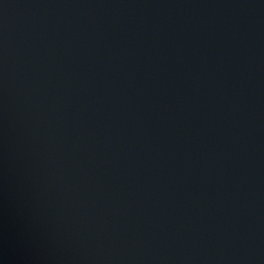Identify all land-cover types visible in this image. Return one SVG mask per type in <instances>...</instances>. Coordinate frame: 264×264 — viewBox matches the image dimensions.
I'll return each mask as SVG.
<instances>
[{
  "label": "water",
  "instance_id": "obj_1",
  "mask_svg": "<svg viewBox=\"0 0 264 264\" xmlns=\"http://www.w3.org/2000/svg\"><path fill=\"white\" fill-rule=\"evenodd\" d=\"M0 264H264V0H0Z\"/></svg>",
  "mask_w": 264,
  "mask_h": 264
}]
</instances>
